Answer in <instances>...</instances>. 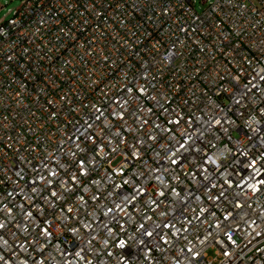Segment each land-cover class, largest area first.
<instances>
[{"label":"built area","instance_id":"obj_1","mask_svg":"<svg viewBox=\"0 0 264 264\" xmlns=\"http://www.w3.org/2000/svg\"><path fill=\"white\" fill-rule=\"evenodd\" d=\"M207 2L0 23V264H264V0Z\"/></svg>","mask_w":264,"mask_h":264},{"label":"rangeland","instance_id":"obj_2","mask_svg":"<svg viewBox=\"0 0 264 264\" xmlns=\"http://www.w3.org/2000/svg\"><path fill=\"white\" fill-rule=\"evenodd\" d=\"M25 0H0V23L6 21L11 13ZM196 12L201 13L207 6L208 0H190ZM210 256L211 252H207Z\"/></svg>","mask_w":264,"mask_h":264},{"label":"snow or ice","instance_id":"obj_3","mask_svg":"<svg viewBox=\"0 0 264 264\" xmlns=\"http://www.w3.org/2000/svg\"><path fill=\"white\" fill-rule=\"evenodd\" d=\"M182 147H183V145H182ZM173 163H175V161H173ZM261 183H264V181H261ZM53 195H55V193H53ZM3 225H0V227H2ZM148 235H151V233H148ZM229 239H231V236H229ZM122 244H123V242H122ZM226 255H227V253H225Z\"/></svg>","mask_w":264,"mask_h":264}]
</instances>
